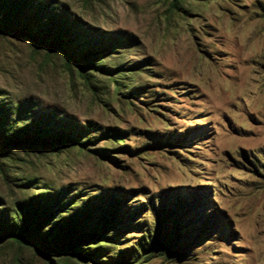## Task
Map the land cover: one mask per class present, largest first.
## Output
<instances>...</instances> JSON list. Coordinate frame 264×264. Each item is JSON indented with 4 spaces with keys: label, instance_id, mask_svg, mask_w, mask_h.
I'll list each match as a JSON object with an SVG mask.
<instances>
[{
    "label": "rangeland",
    "instance_id": "374dc122",
    "mask_svg": "<svg viewBox=\"0 0 264 264\" xmlns=\"http://www.w3.org/2000/svg\"><path fill=\"white\" fill-rule=\"evenodd\" d=\"M4 29L0 235L19 203L35 243L79 227L0 264H264V0H0Z\"/></svg>",
    "mask_w": 264,
    "mask_h": 264
},
{
    "label": "trees",
    "instance_id": "16d2710c",
    "mask_svg": "<svg viewBox=\"0 0 264 264\" xmlns=\"http://www.w3.org/2000/svg\"><path fill=\"white\" fill-rule=\"evenodd\" d=\"M6 16L10 17V15ZM45 25L47 27L46 29L42 30L44 32L43 35H38L37 38L42 37L44 40L50 38V36L54 34L52 33L54 32V30L62 29L63 24L61 20H59L56 16H53L49 18ZM0 32L6 34L8 31L4 29L0 30ZM86 51L87 53H84L83 56L84 58H89L92 52L89 50ZM10 130H12V128L9 129V131ZM40 211L41 206H39V204H17L14 218L15 220L12 222L13 225L4 236L0 235V243H3V241L6 240H11L19 244H30L36 246V248L38 247L39 250L44 253H50L58 249L65 250L71 246H74L75 238L72 229H74V227L78 228L79 226L75 225L71 221H68V223L61 225L59 228H57L58 235L52 242H49L46 238H40L39 243L34 242V240L32 239L34 235L33 232L34 227L39 222ZM72 221L75 220L72 219Z\"/></svg>",
    "mask_w": 264,
    "mask_h": 264
}]
</instances>
